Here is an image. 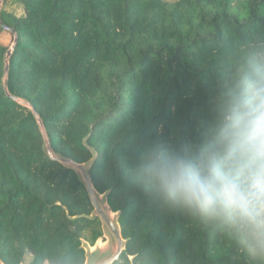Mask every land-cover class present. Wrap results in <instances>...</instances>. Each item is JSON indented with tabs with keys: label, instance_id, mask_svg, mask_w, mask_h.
<instances>
[{
	"label": "trees",
	"instance_id": "obj_1",
	"mask_svg": "<svg viewBox=\"0 0 264 264\" xmlns=\"http://www.w3.org/2000/svg\"><path fill=\"white\" fill-rule=\"evenodd\" d=\"M0 18L18 36L12 93L33 104L56 153L79 164L97 153L92 184L109 192L128 240L116 264H262L165 208L132 170L150 143L200 136L234 65L264 50V0H5ZM13 40L0 25V259L85 264L83 242L103 238L102 223L72 219L94 210L85 186L48 158L31 113L4 92Z\"/></svg>",
	"mask_w": 264,
	"mask_h": 264
},
{
	"label": "clouds",
	"instance_id": "obj_2",
	"mask_svg": "<svg viewBox=\"0 0 264 264\" xmlns=\"http://www.w3.org/2000/svg\"><path fill=\"white\" fill-rule=\"evenodd\" d=\"M132 171L165 208L217 227L264 264V50L234 65L198 138L150 143Z\"/></svg>",
	"mask_w": 264,
	"mask_h": 264
},
{
	"label": "water",
	"instance_id": "obj_3",
	"mask_svg": "<svg viewBox=\"0 0 264 264\" xmlns=\"http://www.w3.org/2000/svg\"><path fill=\"white\" fill-rule=\"evenodd\" d=\"M4 0H0V14L3 7ZM0 25L3 27L5 31L11 32L13 34L14 40L12 42L11 47L7 50L4 55V71L2 75V82L4 87V92L6 96L12 99L14 102L18 103L19 105L26 108L34 118L36 125L43 137L44 140V151L49 159L59 162L64 166L74 170L83 185L85 186L90 201L93 205V212L90 216H82V217H74L73 220H77L79 218L86 217L90 220L99 219L102 223V229L104 233V237L108 239V246L106 248H96L93 250L92 246L87 243L83 242V249L86 252V262L85 264H116L121 261L128 244V240H125L122 235L121 226L119 223V214L113 216L114 213L110 210L108 206V196L109 192L105 193L104 195L99 194L92 184V180L90 177V170L97 159V153L94 149H91L94 156L93 158L85 163L79 164L74 160L62 156L56 153L51 145L49 135L45 128L44 122L40 114L37 112L33 104L18 95L12 93L9 85V74H10V60L15 48V45L18 40L17 33L11 27L6 26L1 18H0ZM87 138L84 140V144L86 145ZM0 264H5L0 259ZM25 264V263H21Z\"/></svg>",
	"mask_w": 264,
	"mask_h": 264
},
{
	"label": "rangeland",
	"instance_id": "obj_4",
	"mask_svg": "<svg viewBox=\"0 0 264 264\" xmlns=\"http://www.w3.org/2000/svg\"><path fill=\"white\" fill-rule=\"evenodd\" d=\"M165 1L173 3L177 0H165ZM4 4H5V0L3 3V7H4ZM8 8L11 12H14L18 16H20L22 14V9L17 7L16 5H10ZM113 216H116V214L114 213ZM107 246H108V239L106 237H103L100 240H98L92 248H93V250L96 248H102L103 249V248H106Z\"/></svg>",
	"mask_w": 264,
	"mask_h": 264
}]
</instances>
